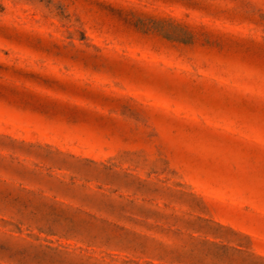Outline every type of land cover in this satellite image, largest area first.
Returning <instances> with one entry per match:
<instances>
[{"label":"rangeland","instance_id":"1","mask_svg":"<svg viewBox=\"0 0 264 264\" xmlns=\"http://www.w3.org/2000/svg\"><path fill=\"white\" fill-rule=\"evenodd\" d=\"M0 264H264V0H0Z\"/></svg>","mask_w":264,"mask_h":264}]
</instances>
